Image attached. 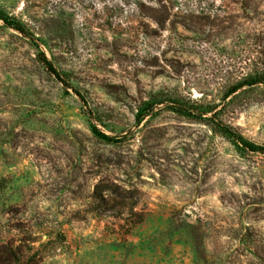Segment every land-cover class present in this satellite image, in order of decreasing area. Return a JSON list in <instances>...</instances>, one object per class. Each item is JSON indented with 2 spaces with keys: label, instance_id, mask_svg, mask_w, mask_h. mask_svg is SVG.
Masks as SVG:
<instances>
[{
  "label": "rangeland",
  "instance_id": "obj_1",
  "mask_svg": "<svg viewBox=\"0 0 264 264\" xmlns=\"http://www.w3.org/2000/svg\"><path fill=\"white\" fill-rule=\"evenodd\" d=\"M0 11V264H264V0Z\"/></svg>",
  "mask_w": 264,
  "mask_h": 264
},
{
  "label": "trees",
  "instance_id": "obj_2",
  "mask_svg": "<svg viewBox=\"0 0 264 264\" xmlns=\"http://www.w3.org/2000/svg\"><path fill=\"white\" fill-rule=\"evenodd\" d=\"M0 21H2L4 24H6L8 26H11L13 29L19 31L20 33L25 34L27 36H30V33H28L26 31V29L23 27V25L21 23L15 21L14 19H11L10 17L5 15L1 11H0ZM39 61L42 64V66L46 69V71L48 73H50L55 78H57L64 86H66V87L68 86L66 81L64 79H62V77L59 74V72L46 59V57L44 55H42V54L39 55ZM259 83H264L263 79H258V78L248 79L244 83L238 85L237 87H234L230 92L231 93L235 92L238 88L242 87L243 85H256V84H259ZM178 112L180 114L184 115V116H188V117H191L193 119H201L202 118V114L201 113H193L194 111H189L187 109H181ZM146 114L147 113L145 112L144 115H146ZM144 115H142V116H140V114L137 115V120L140 121ZM218 127L220 128V131L224 132L225 134L231 135L232 137L234 136L231 133L230 129H228V127H225L224 125H219V124H218ZM104 138H106V137H104ZM234 138L238 139V137H235V136H234ZM240 143L242 144L243 147H245L249 151L264 153V146H255L253 144L246 143L244 141H240Z\"/></svg>",
  "mask_w": 264,
  "mask_h": 264
}]
</instances>
